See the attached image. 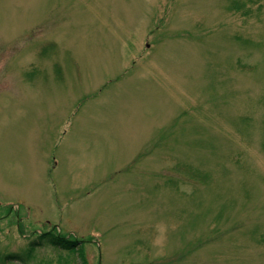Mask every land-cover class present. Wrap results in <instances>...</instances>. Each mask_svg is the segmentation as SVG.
<instances>
[{
  "label": "rangeland",
  "instance_id": "obj_1",
  "mask_svg": "<svg viewBox=\"0 0 264 264\" xmlns=\"http://www.w3.org/2000/svg\"><path fill=\"white\" fill-rule=\"evenodd\" d=\"M42 233L264 264V0H0V256Z\"/></svg>",
  "mask_w": 264,
  "mask_h": 264
},
{
  "label": "trees",
  "instance_id": "obj_2",
  "mask_svg": "<svg viewBox=\"0 0 264 264\" xmlns=\"http://www.w3.org/2000/svg\"><path fill=\"white\" fill-rule=\"evenodd\" d=\"M84 240H77L76 238H66L59 234H51L47 235V233H42L37 236V239L31 241L28 245L27 251L24 253V256L18 254H7L5 256H0V264H13L15 262L25 263L26 259H28L32 253L42 245H49L58 250L68 252L71 255H78L82 264H87V262L83 258V244H85ZM25 261V262H24ZM80 264V263H79Z\"/></svg>",
  "mask_w": 264,
  "mask_h": 264
}]
</instances>
